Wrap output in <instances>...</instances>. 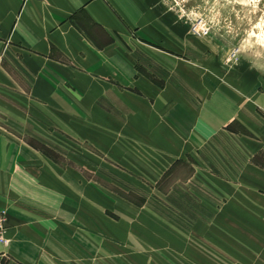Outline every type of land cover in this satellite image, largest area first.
<instances>
[{
    "label": "crops",
    "instance_id": "1",
    "mask_svg": "<svg viewBox=\"0 0 264 264\" xmlns=\"http://www.w3.org/2000/svg\"><path fill=\"white\" fill-rule=\"evenodd\" d=\"M197 55L172 0H0V113L75 117L105 149L115 146L105 137L120 133L125 150L150 154L125 162L154 179L204 149L245 150L235 164L219 151L221 174L210 172L206 189L220 219L206 228L220 229L210 244L221 264H264V125L253 119L264 114V81L240 68L227 78L216 58L204 68ZM235 122L252 137L233 132ZM225 135L238 141H218ZM36 169L32 147L0 130L6 264L61 260V223L46 214Z\"/></svg>",
    "mask_w": 264,
    "mask_h": 264
},
{
    "label": "rangeland",
    "instance_id": "2",
    "mask_svg": "<svg viewBox=\"0 0 264 264\" xmlns=\"http://www.w3.org/2000/svg\"><path fill=\"white\" fill-rule=\"evenodd\" d=\"M172 1L196 39L198 63L205 68L216 58L227 78L240 68L264 81V0ZM22 113H0V130L32 147L37 175L51 189L42 198L46 214L61 223V260L55 264H221L219 246L210 244L211 238L219 241L220 229L206 228L220 219L219 200L206 186L210 172L221 174L219 151L235 164L245 150L210 148L208 158L204 149L154 179L137 162H125L126 156L139 162L150 154L125 150L128 140L120 133L105 137L115 144L105 149L95 139L99 134L77 131L75 117L45 122ZM257 114L253 119L264 125V114ZM230 129L252 137L237 122ZM259 158L264 163V154Z\"/></svg>",
    "mask_w": 264,
    "mask_h": 264
},
{
    "label": "built area",
    "instance_id": "3",
    "mask_svg": "<svg viewBox=\"0 0 264 264\" xmlns=\"http://www.w3.org/2000/svg\"><path fill=\"white\" fill-rule=\"evenodd\" d=\"M7 222L5 217L0 216V264H6L8 260L7 248H9L10 240L7 237Z\"/></svg>",
    "mask_w": 264,
    "mask_h": 264
}]
</instances>
